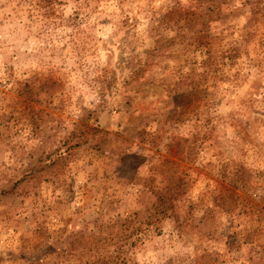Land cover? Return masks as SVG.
Returning a JSON list of instances; mask_svg holds the SVG:
<instances>
[{
	"label": "rangeland",
	"instance_id": "1",
	"mask_svg": "<svg viewBox=\"0 0 264 264\" xmlns=\"http://www.w3.org/2000/svg\"><path fill=\"white\" fill-rule=\"evenodd\" d=\"M0 264H264V0H0Z\"/></svg>",
	"mask_w": 264,
	"mask_h": 264
}]
</instances>
